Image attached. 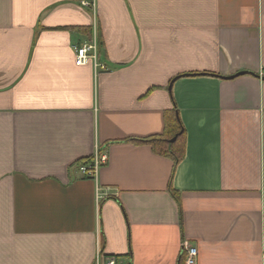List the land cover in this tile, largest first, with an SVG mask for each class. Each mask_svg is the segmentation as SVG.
Here are the masks:
<instances>
[{
    "label": "crops",
    "instance_id": "crops-1",
    "mask_svg": "<svg viewBox=\"0 0 264 264\" xmlns=\"http://www.w3.org/2000/svg\"><path fill=\"white\" fill-rule=\"evenodd\" d=\"M263 76L264 0H0V264H264Z\"/></svg>",
    "mask_w": 264,
    "mask_h": 264
},
{
    "label": "built area",
    "instance_id": "built-area-1",
    "mask_svg": "<svg viewBox=\"0 0 264 264\" xmlns=\"http://www.w3.org/2000/svg\"><path fill=\"white\" fill-rule=\"evenodd\" d=\"M84 4V2H83ZM91 60L96 68L103 69L104 65L98 61V50L95 42L85 43L82 46L75 47V62L82 65ZM107 155L102 152L100 146H97L94 154L87 162H81L78 165L79 171L87 177H94L98 168L106 163ZM183 264H197V249L190 244L188 240L183 239L181 242ZM96 264H117L114 256L99 255Z\"/></svg>",
    "mask_w": 264,
    "mask_h": 264
},
{
    "label": "trees",
    "instance_id": "trees-1",
    "mask_svg": "<svg viewBox=\"0 0 264 264\" xmlns=\"http://www.w3.org/2000/svg\"><path fill=\"white\" fill-rule=\"evenodd\" d=\"M100 42L97 43L98 52L100 51ZM165 128L163 132L159 135L150 136L147 138H133L129 139L136 143H145L150 144L155 152L161 155L168 156L177 163L184 152V128L180 122V119L176 115V111L166 112L165 117ZM178 134L175 141L170 142L169 140ZM90 158H87L81 162H87ZM176 202L178 206H180V202L177 196H175Z\"/></svg>",
    "mask_w": 264,
    "mask_h": 264
},
{
    "label": "water",
    "instance_id": "water-1",
    "mask_svg": "<svg viewBox=\"0 0 264 264\" xmlns=\"http://www.w3.org/2000/svg\"><path fill=\"white\" fill-rule=\"evenodd\" d=\"M244 73H247V72H245V71H240V72H237V74L236 75H239V74H244ZM263 79H264V76L262 77ZM177 136H178V134H176V135H174L169 141L170 142H173V141H175L176 140V138H177Z\"/></svg>",
    "mask_w": 264,
    "mask_h": 264
}]
</instances>
